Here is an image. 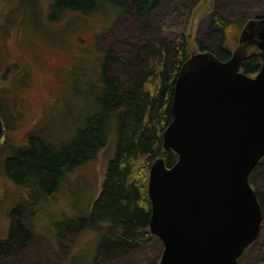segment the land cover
<instances>
[{"label": "rangeland", "instance_id": "374dc122", "mask_svg": "<svg viewBox=\"0 0 264 264\" xmlns=\"http://www.w3.org/2000/svg\"><path fill=\"white\" fill-rule=\"evenodd\" d=\"M49 4L0 0V264H158L163 243L155 235L139 248L96 257L106 240L102 222L99 230L79 232L58 226L89 213L117 150V129L108 133L106 146L66 173L58 189L33 208L7 177L4 160L31 135L56 149L76 140L100 109L95 99L106 88L102 69L107 52L104 75L133 83L149 55L144 49L151 45L185 46L189 55L218 49V44L231 51L244 19L264 13V0H161L143 19L131 12L113 18L101 11H65L50 19ZM213 12L228 20L225 33L210 29ZM18 64H26L22 72ZM18 218L28 236L16 249L6 247L1 240L9 237ZM239 264H264V234L244 251Z\"/></svg>", "mask_w": 264, "mask_h": 264}, {"label": "water", "instance_id": "95a60500", "mask_svg": "<svg viewBox=\"0 0 264 264\" xmlns=\"http://www.w3.org/2000/svg\"><path fill=\"white\" fill-rule=\"evenodd\" d=\"M253 46L261 65L248 75L241 64ZM170 110L162 147L178 157L170 166L156 158L147 183L149 231L163 243L158 264H239L263 221L249 174L264 156V18L246 20L226 59L191 53Z\"/></svg>", "mask_w": 264, "mask_h": 264}, {"label": "trees", "instance_id": "16d2710c", "mask_svg": "<svg viewBox=\"0 0 264 264\" xmlns=\"http://www.w3.org/2000/svg\"><path fill=\"white\" fill-rule=\"evenodd\" d=\"M160 1L50 0L48 16L55 19L65 11L84 14L101 11L113 18L131 12L143 19ZM254 18H264V13ZM227 23L228 20L218 13L211 14V30L225 33ZM159 46L151 45L150 49H144V53L149 52V55L142 59L143 69L133 83L105 76L104 64L110 57L108 52L104 55L102 75L106 88L95 99L100 109L86 120L74 142L56 149L31 135L25 146L14 149L4 160L7 177L18 187L20 197L33 208L58 189L66 173L94 157L97 149L106 146L108 133L117 129L118 147L108 160L101 190L89 213L65 219L62 225H58L61 230L74 226L79 232L99 230L102 222L105 227L102 235L106 240L97 250L96 257L101 254L109 258L129 247L139 248L150 240L151 203L147 194L150 165L156 158L163 157L165 164L170 166L178 157L173 150L163 149L162 133L172 119L170 104L177 72L189 54L185 46L181 49ZM217 48L200 50L210 49L220 59L229 57L227 47L218 44ZM260 65L258 50L253 47L242 61L241 70L253 75ZM249 182L255 187L263 212L260 238L264 234V157L251 170ZM22 225L18 218L10 229L9 237L3 238L1 244L14 249L23 244L24 235L28 236V232Z\"/></svg>", "mask_w": 264, "mask_h": 264}, {"label": "flooded vegetation", "instance_id": "af4514ba", "mask_svg": "<svg viewBox=\"0 0 264 264\" xmlns=\"http://www.w3.org/2000/svg\"><path fill=\"white\" fill-rule=\"evenodd\" d=\"M26 64H24V66H25ZM18 66L20 67V69H21V72L24 70V66H21L20 64H18ZM8 69H9V67H8ZM19 75V74H18Z\"/></svg>", "mask_w": 264, "mask_h": 264}]
</instances>
